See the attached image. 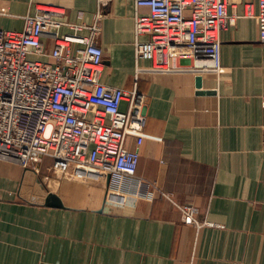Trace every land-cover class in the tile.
Masks as SVG:
<instances>
[{"label":"crops","instance_id":"obj_1","mask_svg":"<svg viewBox=\"0 0 264 264\" xmlns=\"http://www.w3.org/2000/svg\"><path fill=\"white\" fill-rule=\"evenodd\" d=\"M249 2L257 11L258 0L228 6L240 17L222 32L219 72L182 56L161 72L136 57L135 17L150 9L135 0H0L9 30L34 4L64 7L72 22L100 15L103 82H137L147 106L134 175L0 158V264H264V43L258 19L243 16Z\"/></svg>","mask_w":264,"mask_h":264},{"label":"built area","instance_id":"obj_2","mask_svg":"<svg viewBox=\"0 0 264 264\" xmlns=\"http://www.w3.org/2000/svg\"><path fill=\"white\" fill-rule=\"evenodd\" d=\"M135 2L150 9L135 17L138 60L161 72L181 69L177 56L192 60L193 70L222 69V32L240 17L228 11L231 0ZM246 6L243 16L258 19L264 43V0L257 11ZM67 17L64 7L34 4L22 30L0 27V158L38 172L48 157L79 173L134 175L147 119L138 83L128 90L103 82L100 15L91 24ZM129 135L138 138L136 150L126 146ZM184 211L195 221L194 207Z\"/></svg>","mask_w":264,"mask_h":264},{"label":"water","instance_id":"obj_3","mask_svg":"<svg viewBox=\"0 0 264 264\" xmlns=\"http://www.w3.org/2000/svg\"><path fill=\"white\" fill-rule=\"evenodd\" d=\"M47 204L51 205V206H57L58 205V203L56 202V199L53 195L49 196Z\"/></svg>","mask_w":264,"mask_h":264}]
</instances>
